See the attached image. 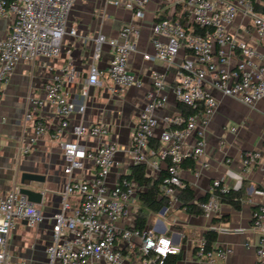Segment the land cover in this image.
Wrapping results in <instances>:
<instances>
[{"label":"built area","instance_id":"1","mask_svg":"<svg viewBox=\"0 0 264 264\" xmlns=\"http://www.w3.org/2000/svg\"><path fill=\"white\" fill-rule=\"evenodd\" d=\"M76 2L0 0V18L10 21L9 33L0 39V104L2 87L10 82L19 62L54 59L61 54L64 37L67 34L76 36L75 29L67 28ZM109 2L132 10L134 21L121 28L117 39L108 40L104 35L95 39L93 62L81 90L83 99L89 97L90 87L102 85L101 72L95 62L100 60L105 44L112 50L107 69L111 92L118 95L130 87L143 85L130 70L129 62L134 40L140 32L138 21L145 16L148 0ZM239 15L250 20L262 49L230 31ZM152 34L155 54L144 55L145 61L171 66L184 52L173 93L176 101L192 112L164 114L168 103L167 79L161 72H152V87L145 95L139 123L124 153L129 167L145 165L147 170L155 173L154 176L161 174L163 163L166 165L161 192L168 206H174L184 187L181 164L188 158L197 161L205 153V133L219 105L211 89L235 97L246 105L264 100V0H183L179 16L157 21ZM76 78L75 68L68 63L43 87L46 101L55 107L60 118L52 134L54 139L61 137L70 126L73 113L85 112V105L69 100L66 94L65 88L74 84ZM32 101L35 105H43V102ZM46 133L44 124L35 125L36 136ZM72 133L75 140L61 144L63 171L69 179L62 187L60 210L50 217L52 237L46 248L47 264H122L124 255L118 248L119 238L126 242L138 239L141 253L151 258V264H164L168 256L179 254L180 249L171 238L156 235L154 229L139 231L119 227L118 222L131 215L139 187L136 183L122 184V181L114 186L108 184L119 150L109 138L110 128L104 119L76 124ZM86 139L95 141V146H89ZM261 150L264 151V145ZM30 152V146L21 149L22 155ZM260 158V150L248 151L244 154L243 164L251 168ZM87 164L96 169L91 180L71 178L75 171L84 170ZM218 191L226 192L228 188L216 180L209 189L207 201L199 204L206 217L219 211ZM257 193L264 195V189ZM74 196L79 198L77 205L71 202ZM45 219L42 211L18 189L0 195V264H27L10 260L8 243L11 231L17 222H25L34 228ZM251 220L252 229L259 234L254 264H264V205L253 211ZM195 249L206 264H221L233 253L230 247L206 251L204 238L195 241Z\"/></svg>","mask_w":264,"mask_h":264},{"label":"crops","instance_id":"2","mask_svg":"<svg viewBox=\"0 0 264 264\" xmlns=\"http://www.w3.org/2000/svg\"><path fill=\"white\" fill-rule=\"evenodd\" d=\"M182 1L148 0L145 16L138 21L140 32L134 40L129 67L143 83L142 87L133 86L118 95L111 92L112 84L107 69L112 50L105 44L100 60L95 62L101 72L102 85L90 87L88 98L83 99L81 96L93 62L95 39L99 35H104L108 40L117 39L121 28L134 21L132 10L124 5L115 6L109 0H77L67 23L68 30L75 29L77 34L64 37L61 54L54 59L39 58L34 63L19 62L14 68L10 82L2 87L1 92L0 195L24 187L20 184L24 172L39 173L47 179L44 184L32 183L27 187L45 191L42 204L36 206L46 219L34 228L28 227L25 222L15 224L8 243L13 263L25 261L27 264H47L46 248L52 237L50 217L60 210L62 187L69 179L63 171L64 152L61 144L75 140L72 133L74 125L96 123L101 118L108 124L109 138L119 150L107 179L108 184L114 186L131 172L132 166L127 165L124 150L139 123L145 95L152 87V72H161L167 79L165 92L168 103L164 114L182 113L173 87L178 79L184 52L171 66L161 62L149 63L143 59L146 54H155L153 25L158 19L177 18ZM9 24V20L0 18V39L9 33ZM230 31L262 49L247 17L237 16ZM68 63H72L77 78L74 84L65 88L67 97L78 105H85L86 109L84 114L73 113L70 126L61 137L54 139L52 134L60 118L55 107L46 101L43 87ZM211 92L219 105L205 133V153L195 161L193 170L181 168V179L192 189L195 202L206 196L208 198L213 182L221 181L228 189L239 192L241 209L236 210L229 204L221 203L216 214L206 217L189 214L180 207L179 201L174 206H168L167 203L164 212L150 214L147 229H154L156 235L171 238L180 249V264H206L196 252L195 241L203 239L210 230L216 231L218 235L213 244L214 249H233V253L221 264H254L259 234L252 229L251 217L258 206L264 205V195L257 193L264 189V151L261 150L264 145V100L246 105L214 88ZM33 99L43 102V105H35ZM37 123L46 126L45 135L36 136ZM85 142L91 147L96 144L88 139ZM24 146L31 148L27 155L21 154ZM252 150H260L261 158L255 166L245 167L244 154ZM165 166L164 163L161 165L162 171L158 176H154L151 169L147 170V175L155 179L160 175L165 176ZM95 174L96 169L87 164L84 170L75 171L71 178L89 181ZM71 202L77 205L79 198L74 196ZM139 205L136 196L131 215L119 221V227L133 228ZM217 227L220 230H215ZM118 248L124 255L122 264H151V258L141 253L138 239L126 242L119 238Z\"/></svg>","mask_w":264,"mask_h":264},{"label":"trees","instance_id":"3","mask_svg":"<svg viewBox=\"0 0 264 264\" xmlns=\"http://www.w3.org/2000/svg\"><path fill=\"white\" fill-rule=\"evenodd\" d=\"M165 19V18H162ZM162 19H158L160 21ZM199 31V30H198ZM182 112L184 114L191 113L192 110L182 104H180ZM181 168L194 169L195 161L192 158H188L183 161ZM163 175L152 178L147 175V168L145 165L139 164L131 167L130 174L122 178V184L124 182L136 183L139 187L137 196L139 198V208L136 213L134 226L131 229L144 231L147 229L148 219L150 214H158L167 206V199L161 192V185L163 183ZM184 184V183H183ZM219 192L220 202L231 205L234 209L240 210L242 201L239 192L228 189L226 192ZM207 196L195 202V197L192 189L184 184L178 194V201L180 207L193 215H203L202 209L199 204L207 201ZM218 235L216 231L210 230L205 233V249L211 251L213 244L217 241ZM197 252V250H196ZM181 256L170 255L164 260V264H180Z\"/></svg>","mask_w":264,"mask_h":264},{"label":"water","instance_id":"4","mask_svg":"<svg viewBox=\"0 0 264 264\" xmlns=\"http://www.w3.org/2000/svg\"><path fill=\"white\" fill-rule=\"evenodd\" d=\"M46 179L47 177L45 175L39 173L24 172L22 173L20 179V184L24 187H22L19 191L23 196L27 197L30 203L34 205H41L45 191H36L27 187L31 186L32 183L44 184L46 183ZM164 211L165 208L161 212Z\"/></svg>","mask_w":264,"mask_h":264}]
</instances>
